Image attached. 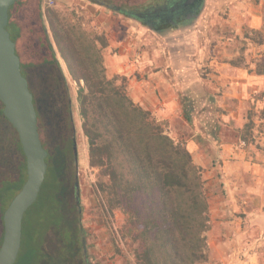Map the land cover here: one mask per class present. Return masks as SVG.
<instances>
[{
	"label": "trees",
	"instance_id": "16d2710c",
	"mask_svg": "<svg viewBox=\"0 0 264 264\" xmlns=\"http://www.w3.org/2000/svg\"><path fill=\"white\" fill-rule=\"evenodd\" d=\"M8 14L6 29L33 95L37 128L47 152L45 179L37 200L24 213L14 264H68L78 255L82 233L78 207H63L66 197L61 185L58 187V178L73 153L74 138L70 101L56 52L64 59L71 79L77 85L83 82L77 89V102L89 164L107 175L110 206L121 207L127 214V231L140 246L141 261L196 264L207 260V198L201 168L194 165L185 144L170 137L148 109L133 102L124 85L115 83L116 76L106 77L100 55L91 52L95 42L85 45L72 28L56 19L54 10L48 9L53 46L43 23L41 0H18ZM254 31L262 36L259 30ZM98 39L102 47L107 45L104 38ZM255 42L263 44L264 35ZM2 108L0 101V244L3 212L26 177L18 134ZM49 184L51 191L45 196L44 188ZM40 224L44 229L39 241L49 229L59 236L62 246L53 255L42 252L43 240L38 246L29 243L28 250L25 247L23 237L29 226ZM25 252L29 258L24 261Z\"/></svg>",
	"mask_w": 264,
	"mask_h": 264
},
{
	"label": "crops",
	"instance_id": "0c3cea01",
	"mask_svg": "<svg viewBox=\"0 0 264 264\" xmlns=\"http://www.w3.org/2000/svg\"><path fill=\"white\" fill-rule=\"evenodd\" d=\"M223 1L226 17L215 38L184 39L186 25L170 28L165 36L138 22L161 45L169 42V50L157 44L149 49L147 32L140 28L134 36L135 25L128 24L123 36L117 33L107 44L117 47L108 70L130 76L137 66L140 77L129 78L128 96L170 122L173 133H182L174 121L187 127L185 146L202 170L208 204L204 264L215 259L230 264L240 253L244 264H264V65L255 53L241 63L232 61V45L244 31L264 27L263 0Z\"/></svg>",
	"mask_w": 264,
	"mask_h": 264
},
{
	"label": "rangeland",
	"instance_id": "374dc122",
	"mask_svg": "<svg viewBox=\"0 0 264 264\" xmlns=\"http://www.w3.org/2000/svg\"><path fill=\"white\" fill-rule=\"evenodd\" d=\"M101 1H104L103 4H101ZM149 1L150 0H41V10L43 14V23L49 33L48 37L51 43H53V41L50 35V27L47 18L48 9L54 10L56 12V19H59L62 23H64V27L72 28L76 36L80 38L85 45H88L89 42L92 44L95 42V46L91 52L94 53V55H100L106 77L111 79L116 76L117 79L115 80V83H122L128 95L127 86L129 78H133L137 81L140 77L137 66L131 70L130 76L123 73L110 74V71L108 70V63L110 62V58L115 56L112 51L116 52L117 47L114 45H112L111 48H107V45L102 47L100 45V39L98 38H104L106 43L109 45L110 40L113 39L111 36H117V33L119 37L123 36L124 34H122L121 31H123L125 26L131 24L132 26L135 25L134 28H131V33H133L134 36L138 34L137 31L140 28L143 30L142 33L147 32L146 38L147 40H150L149 49H154V45L157 44V47H160L158 49L169 50L170 44H167L169 42H161L163 43L161 45L160 42L154 40L155 36H152L154 34L149 29H145L142 26L140 27L138 21L124 15L123 11H121V9L141 11L143 2L145 4ZM223 2V0H205L200 14L190 23L185 24V28L189 29H185L183 31L184 39H187L186 37L190 38L191 35L197 38L199 37L200 40L205 37L215 38L214 30L222 32L223 25L221 22H223V18L226 17V10L223 7ZM262 7L264 8V0ZM118 19L122 20L121 23L118 22ZM114 20H116V22H114ZM124 20L130 21V23H124ZM115 23H117V25H115ZM195 23V27L190 28V26H193ZM127 29L130 28L127 27ZM226 30L228 32L227 35L230 36L232 32L228 31V29ZM171 31L172 30L168 28L161 30V33L167 36V34H170L169 32ZM206 31L208 34L204 33ZM259 31L261 32V37H263L264 27ZM187 34L190 35L188 36ZM243 37L244 38L239 37L238 42L232 45L234 48L233 53H236V59H233L232 61L241 63L242 61H245V59L247 60V56L250 55V53H253V55L255 53L259 55L261 54L259 57L260 66L264 65V43L258 44L255 42V40H258L259 38L261 39V37L258 36L256 31L250 29L244 31ZM131 40H135V37ZM53 46H55L54 43ZM131 46L132 48H136V50L138 49V47H135L134 44ZM96 49L98 50V53L96 52ZM180 50H182V48H180ZM244 53L245 55H243ZM56 56L60 63L64 76V82L66 84L65 87L67 88V94L70 101L69 103L73 125L72 134L74 142L76 143V154H70L67 168L63 175L58 178V187L61 185L62 194L66 197L64 204L62 203L63 207L72 208L73 204H77L79 226L82 228V233L79 234L80 242L77 248L78 255L68 264H130L132 262H143L138 254L140 246H138L137 242L132 240V233L127 231V214L124 213L121 207L111 208L110 206L107 194L108 189L106 186V183L108 184L107 175L102 174L100 167L91 166L89 164L88 143L82 132L77 102V89L81 84H83V82H81L80 85H77L76 82L71 79L64 59L58 52H56ZM92 58L94 57L92 56ZM132 101L135 102L134 100ZM135 103L138 104L137 102ZM151 114L162 123L164 129L170 137H172L175 141H181L185 144L184 134L187 131L186 125L174 121V128L179 130V132H182L176 134L175 131L174 133L171 131L170 122L157 118L153 115V113ZM75 182H77L76 196L74 187ZM51 187L52 184L45 186V196H47V194L51 191ZM45 213L46 211L43 210V216H45ZM73 215V212H71L70 218H72ZM32 219V224L35 225V217L33 216ZM40 223L44 225L45 221ZM41 224L34 228L29 226L27 234L23 237L25 239L24 241L27 240L25 247H27L28 250L29 243V245L36 244L38 246V244H41V241L43 240L41 245L42 252L48 256L53 255L62 246L59 236L54 229H49L45 234L44 239L42 235L41 241H39L40 239L38 236L42 232V229H44ZM31 236L35 240H32V238L30 240ZM28 258V253L25 252L23 260L25 261ZM239 258L245 259L244 253H240L235 260L241 261ZM235 260H230V264H235ZM207 262L208 260H204L198 262L197 264H204ZM216 263L220 264L221 261L219 259H215L212 262V264ZM240 263L244 264L242 261L239 263L237 262V264Z\"/></svg>",
	"mask_w": 264,
	"mask_h": 264
},
{
	"label": "water",
	"instance_id": "95a60500",
	"mask_svg": "<svg viewBox=\"0 0 264 264\" xmlns=\"http://www.w3.org/2000/svg\"><path fill=\"white\" fill-rule=\"evenodd\" d=\"M18 0H0V101L2 112L15 128L25 156L26 177L3 212L0 264H14L22 237V220L36 201L47 170V152L37 128V113L27 79L22 75L15 43L6 29L9 7ZM76 154V143L73 144ZM75 196L77 182H75Z\"/></svg>",
	"mask_w": 264,
	"mask_h": 264
},
{
	"label": "flooded vegetation",
	"instance_id": "af4514ba",
	"mask_svg": "<svg viewBox=\"0 0 264 264\" xmlns=\"http://www.w3.org/2000/svg\"><path fill=\"white\" fill-rule=\"evenodd\" d=\"M204 1L205 0H150L147 2L148 4H144L143 2L141 11H129L125 9H121V11H123L124 15L134 18L152 31L161 32V30L190 23L200 14L203 9ZM103 2L101 4H103Z\"/></svg>",
	"mask_w": 264,
	"mask_h": 264
},
{
	"label": "built area",
	"instance_id": "2783aa9c",
	"mask_svg": "<svg viewBox=\"0 0 264 264\" xmlns=\"http://www.w3.org/2000/svg\"><path fill=\"white\" fill-rule=\"evenodd\" d=\"M130 264H145V263H143V262H132Z\"/></svg>",
	"mask_w": 264,
	"mask_h": 264
}]
</instances>
